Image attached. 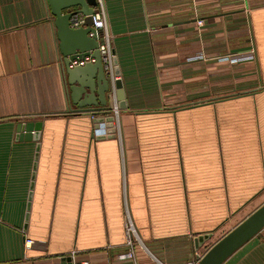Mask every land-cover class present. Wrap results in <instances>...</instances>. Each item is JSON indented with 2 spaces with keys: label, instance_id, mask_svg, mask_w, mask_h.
<instances>
[{
  "label": "crops",
  "instance_id": "1",
  "mask_svg": "<svg viewBox=\"0 0 264 264\" xmlns=\"http://www.w3.org/2000/svg\"><path fill=\"white\" fill-rule=\"evenodd\" d=\"M95 8L125 91L122 140L67 112L48 0H0V264H186L264 204V0ZM34 120L40 140L21 139ZM126 203L150 253L122 261ZM223 264H264V229Z\"/></svg>",
  "mask_w": 264,
  "mask_h": 264
},
{
  "label": "water",
  "instance_id": "2",
  "mask_svg": "<svg viewBox=\"0 0 264 264\" xmlns=\"http://www.w3.org/2000/svg\"><path fill=\"white\" fill-rule=\"evenodd\" d=\"M49 20L56 29L60 51V71L64 83V91L67 99V112L77 114H92L95 129L98 122L111 110L109 104V91L112 88L111 79L107 76L103 58L99 49L102 40L98 38L97 31L93 26L92 15L96 11L98 0H48ZM80 15L86 17V22L79 28L72 27L73 21ZM90 58L91 60H88ZM84 61V64H80ZM115 75L117 97L119 106L127 108L123 82L120 79V68L115 56ZM77 62V64H75ZM213 100L209 101L212 102ZM205 102L186 104L172 110L194 107ZM111 126L112 118L107 117ZM43 121L34 120L20 122L17 125L21 139L36 141L40 140ZM25 132V133H23ZM109 132H114L113 129ZM95 135V133H94ZM114 137V135H112ZM99 138V137H97ZM39 150V145L37 151ZM38 157V152L37 155ZM36 157V159H37ZM35 174H33L34 180ZM34 182L31 184L30 200L32 197ZM30 207V204H29ZM29 214L26 216V222ZM264 229V204L245 218L235 228L213 244L200 258L198 264H223L232 254L240 249L245 243ZM212 236V233H204L195 237V248L198 250L203 243ZM63 262L72 263V258H62Z\"/></svg>",
  "mask_w": 264,
  "mask_h": 264
},
{
  "label": "built area",
  "instance_id": "3",
  "mask_svg": "<svg viewBox=\"0 0 264 264\" xmlns=\"http://www.w3.org/2000/svg\"><path fill=\"white\" fill-rule=\"evenodd\" d=\"M92 21H93V26L97 31V36L99 40L100 39L102 40V42H100L99 44V49H100V52L103 58L105 72L112 82V88L109 91V104L111 107V110L109 113H111V115H116V122L114 123L115 125L114 132L116 131L118 133L117 138L122 140L123 135L121 131L122 123H121V116H120L121 109L119 106V100L117 97V88L115 84L116 80L119 77L115 75V65L113 61L115 57V53L112 47V36L108 31L107 16L105 14V11L102 8L97 9L95 13L92 15ZM85 22H86V17L84 15H80L77 19H75V21H73L72 27L79 28L83 26ZM250 57L252 58L251 54H247V55L229 54V55H224L222 58L223 60L237 61L242 58L247 59ZM87 59L91 60L90 58H87ZM75 64H77V62H75ZM80 64H84V61H81ZM94 118L95 117L93 116V119ZM100 129L101 127L99 126L98 128L95 129V132L98 133ZM124 226H125L126 246L128 247V251L124 254L119 255V260H122V261L134 260L136 257L137 248L143 249L146 252L150 253L145 241L142 238L141 232L136 223L132 210L127 203L125 206V213H124ZM33 244H34V240L27 239L26 245L28 247H31ZM201 257H202V254H200V252H196L189 259V261L186 262V264H198ZM153 258L155 261L158 262V264H165L161 262L160 260H157L155 257ZM73 264H90V262L88 260L74 261Z\"/></svg>",
  "mask_w": 264,
  "mask_h": 264
},
{
  "label": "rangeland",
  "instance_id": "4",
  "mask_svg": "<svg viewBox=\"0 0 264 264\" xmlns=\"http://www.w3.org/2000/svg\"><path fill=\"white\" fill-rule=\"evenodd\" d=\"M120 109H121V107H120ZM120 116H121V119H122V113L121 112H120ZM107 117L112 118V120L110 121L111 126L108 125L109 122H107V120H106ZM101 118L103 120L101 122H98V124H100L99 126L101 127V129H100V131L98 133L96 132L97 137H99L101 139L102 138H111L112 135H114V137H118V133L116 131L115 132H109V130H111V129L115 130L114 129V127H115L114 123L116 122V115H111V113H107V115H104ZM123 221H124V215H123ZM124 229H125V226H124ZM125 245H126V238H125ZM203 252H204V250H203ZM122 254H124V253H122Z\"/></svg>",
  "mask_w": 264,
  "mask_h": 264
}]
</instances>
